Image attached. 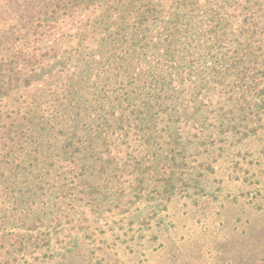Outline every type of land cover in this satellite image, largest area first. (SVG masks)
<instances>
[{
	"label": "trees",
	"instance_id": "16d2710c",
	"mask_svg": "<svg viewBox=\"0 0 264 264\" xmlns=\"http://www.w3.org/2000/svg\"><path fill=\"white\" fill-rule=\"evenodd\" d=\"M64 7L73 8L66 24L80 18L69 50L48 60L33 54L28 69L0 62V98L57 63L72 67L62 68L68 83L57 120L36 121V106L28 109L33 117L0 114L5 158L22 136L36 149L48 139L45 158L57 151L80 167L87 196L107 198L108 178L129 169L131 196L169 200L203 193L202 165L190 159L200 145L264 128V0H67ZM7 163L0 167L31 174L27 193L14 196L21 209L0 219V251L16 259L49 245L39 229L57 220L49 218L57 202L46 192L47 163L29 162L35 172ZM8 225L25 232H6Z\"/></svg>",
	"mask_w": 264,
	"mask_h": 264
},
{
	"label": "rangeland",
	"instance_id": "374dc122",
	"mask_svg": "<svg viewBox=\"0 0 264 264\" xmlns=\"http://www.w3.org/2000/svg\"><path fill=\"white\" fill-rule=\"evenodd\" d=\"M66 2L0 0V62L28 69L33 54L47 59L56 51L69 50L68 35L77 33L80 18L66 24L73 10L64 7ZM70 64L57 63L41 80L10 89L0 98V114L13 116L19 110L28 114L36 106V121L57 120L59 96L68 83L62 68ZM4 136L0 160L28 167L29 162L47 163L46 192L57 202L49 218L59 221L39 229L48 235V246L20 253L16 259L0 251V264H264V128L243 138L224 133L213 144L200 145L190 159H195L193 165H202L197 170L202 173L203 193L181 191L169 200L141 197V192L131 196L136 174L129 169L120 178H108L107 198L93 199L86 195L85 178L71 159L57 151L45 158L52 153L45 148L48 139L38 150L22 136L23 142L5 158L9 144ZM9 166L0 167V219L21 209L14 196L30 188L31 174L27 170L14 174ZM5 231L25 232L10 225Z\"/></svg>",
	"mask_w": 264,
	"mask_h": 264
}]
</instances>
